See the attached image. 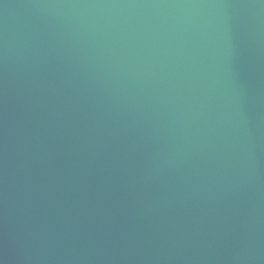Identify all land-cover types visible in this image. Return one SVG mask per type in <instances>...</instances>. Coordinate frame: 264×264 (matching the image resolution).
Here are the masks:
<instances>
[{
  "label": "water",
  "instance_id": "1",
  "mask_svg": "<svg viewBox=\"0 0 264 264\" xmlns=\"http://www.w3.org/2000/svg\"><path fill=\"white\" fill-rule=\"evenodd\" d=\"M0 264H264V0H0Z\"/></svg>",
  "mask_w": 264,
  "mask_h": 264
}]
</instances>
